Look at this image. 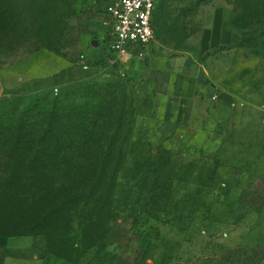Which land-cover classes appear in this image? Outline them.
<instances>
[{"label": "rangeland", "instance_id": "rangeland-1", "mask_svg": "<svg viewBox=\"0 0 264 264\" xmlns=\"http://www.w3.org/2000/svg\"><path fill=\"white\" fill-rule=\"evenodd\" d=\"M115 1L0 0V97L68 93L133 129L106 240L84 249L83 205L55 249L2 205L0 264H264V0H158L127 62Z\"/></svg>", "mask_w": 264, "mask_h": 264}, {"label": "trees", "instance_id": "trees-1", "mask_svg": "<svg viewBox=\"0 0 264 264\" xmlns=\"http://www.w3.org/2000/svg\"><path fill=\"white\" fill-rule=\"evenodd\" d=\"M80 101L49 91L0 97V207L11 206L13 224L41 232L54 249L73 242L82 205L84 249L106 240L133 138L124 110L87 112Z\"/></svg>", "mask_w": 264, "mask_h": 264}, {"label": "built area", "instance_id": "built-area-1", "mask_svg": "<svg viewBox=\"0 0 264 264\" xmlns=\"http://www.w3.org/2000/svg\"><path fill=\"white\" fill-rule=\"evenodd\" d=\"M158 0H116L106 9L111 50L120 61L143 56L156 37L154 18Z\"/></svg>", "mask_w": 264, "mask_h": 264}, {"label": "crops", "instance_id": "crops-1", "mask_svg": "<svg viewBox=\"0 0 264 264\" xmlns=\"http://www.w3.org/2000/svg\"><path fill=\"white\" fill-rule=\"evenodd\" d=\"M207 34V33H206ZM76 264V263H75Z\"/></svg>", "mask_w": 264, "mask_h": 264}]
</instances>
